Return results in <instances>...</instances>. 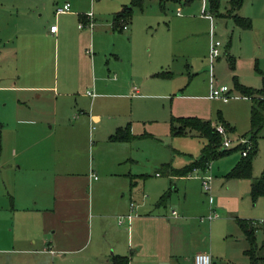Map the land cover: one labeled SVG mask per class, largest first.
<instances>
[{
  "label": "rangeland",
  "instance_id": "374dc122",
  "mask_svg": "<svg viewBox=\"0 0 264 264\" xmlns=\"http://www.w3.org/2000/svg\"><path fill=\"white\" fill-rule=\"evenodd\" d=\"M65 1L70 2L71 10L80 8L85 14L92 12L102 25L96 28V46L89 50L96 87L91 85L88 88L95 93V97L91 102L88 96L77 93L59 95L58 105L62 106L58 109H69L63 113V124L70 127L76 125L82 131L84 141H89V123L93 121L88 120L85 124L76 120L78 109L100 113L101 121L92 123L97 143L103 141L108 130L118 125H129L135 138L121 142V145L128 156L124 166L130 175H134L133 191H137L143 181L150 182L151 187L153 182L156 184V172L165 175L162 179L166 181L164 167L169 166L179 172L200 155L205 139L201 135L195 136L198 134L172 135V116H200L211 120L212 124L225 122L235 134L247 137L243 135L250 129L251 101L241 97L234 82L237 80L256 89L264 86V0L243 1L237 13L250 20L251 26L247 29L237 28L231 18L218 15H212L210 21L201 15L202 0L187 5L171 0H146L143 8H135L127 20L128 30L114 31L108 30L105 23H111L115 13L123 5H128L130 0H0L1 201H10L9 173L18 165L12 158L11 139L17 134L22 135L30 127L25 121L12 125L10 117L15 110L39 113L53 108L51 96L42 98L37 95L25 103L26 94L13 86L25 79L28 67L43 71L51 85L55 79H60L64 69L62 43L45 36L43 31L52 22L62 26L67 20V14H56V8ZM227 5V0H221L220 12H225ZM178 8L181 15L176 14ZM205 12L207 14L209 10L206 8ZM132 28L134 32L131 36ZM211 32L213 38L221 43L220 56L213 62V80L215 85H226L230 89L226 102L208 97ZM226 52H229L230 59H227ZM232 60L234 67H231ZM72 64L74 67L70 69L75 72L78 66L76 57ZM19 98L22 103L18 104ZM31 123L37 129L32 136L33 140H37V146L53 153L52 145L45 146L46 139L43 140L49 124ZM42 129L44 132L40 131ZM53 129L47 140H60L61 129L57 126ZM90 129L93 130L92 127ZM233 134L230 132L229 136L233 137ZM102 148L92 154L94 163L100 160ZM73 151L74 147L70 146L68 154H73ZM87 156L85 143L79 156L85 165ZM239 158L241 153L237 150L215 158L214 178L219 177L223 181L220 170L228 172ZM194 172H190L192 177H200ZM263 173L264 127L252 158V176L259 177ZM250 182V179H239L237 184L229 185V194L219 195L225 210L215 209L218 219L210 222L205 219L208 214H203L205 217L201 219L197 237L203 238L202 246H206V251L202 252L212 256L211 264H248V258L243 253L247 247L243 231L233 220L225 222L227 227L221 226L226 211L257 223V253L264 258V194L252 196ZM233 189L240 198H235ZM146 194L149 196L147 191ZM149 200H153L154 207L159 202L156 198Z\"/></svg>",
  "mask_w": 264,
  "mask_h": 264
},
{
  "label": "crops",
  "instance_id": "0c3cea01",
  "mask_svg": "<svg viewBox=\"0 0 264 264\" xmlns=\"http://www.w3.org/2000/svg\"><path fill=\"white\" fill-rule=\"evenodd\" d=\"M64 3L71 7L69 1ZM61 14H67L62 26L56 25L55 32L45 26L43 31L45 36L62 43L64 69L60 79H55L51 85L43 71L28 67L25 79L13 86L26 94L25 103L37 95L42 98L51 96L53 108L39 113L15 110L10 117L12 125L25 121L30 127L11 139L12 158L18 165L9 173L10 201L0 200V264H111L113 255L129 256V264H192L196 253L206 251V246H202L203 238L197 237L201 219L205 217L203 214L217 213L216 208L225 210L219 195L229 194L230 184L248 178L227 179L226 170H220L223 181L214 178V160H211L205 170L193 169L200 177H192L190 173L166 174L165 181L162 179L165 175L156 172V184L153 182L151 187L150 182L143 181L139 189L133 191L134 175H130L124 166L128 156L121 142L125 141L108 138L119 125L108 130L103 141L97 143L92 123L101 121L100 113L78 109L76 120L85 124L88 120L93 121L89 123V141H84L83 133L76 125L63 124V113L69 109H58L59 95L77 93L88 96L91 102L95 97V93L88 94L89 86L96 87L89 50L96 46V28L102 22L92 16L89 25L90 18L80 8ZM80 22L82 27H78ZM125 23L128 25L127 21ZM105 25L108 30H115L113 19ZM133 32L134 28L130 30L131 36ZM114 55L119 57L115 50ZM75 57L78 66L74 72L70 68L74 67L71 63ZM226 57L230 59L229 52ZM232 63L231 67H234L233 60ZM241 97L251 101L249 97ZM17 102L22 103V100L19 98ZM2 121L0 118V125H3ZM31 122L49 124L46 132L40 130L46 137L53 133L55 126L61 129L60 140L43 138L46 139L45 146L52 145L53 153L37 146V140L32 138L37 129ZM229 128L228 134L242 136L235 134L231 126ZM185 134L201 135L195 130H187ZM85 143L86 165L79 158ZM70 146L74 147L73 154H68ZM101 147L103 154L94 163L92 154ZM205 175L211 177L207 190L203 187ZM233 191L238 198L239 194L235 189ZM147 198H156L159 202L154 207L153 200L146 201ZM223 214L221 226L227 227L225 222L233 220L240 228L237 223L240 218L227 211ZM218 218L217 213L216 217L208 219L207 216L205 219L211 222Z\"/></svg>",
  "mask_w": 264,
  "mask_h": 264
},
{
  "label": "trees",
  "instance_id": "16d2710c",
  "mask_svg": "<svg viewBox=\"0 0 264 264\" xmlns=\"http://www.w3.org/2000/svg\"><path fill=\"white\" fill-rule=\"evenodd\" d=\"M146 0H130L128 5H123L121 9L113 16V27L122 30V24L125 23L132 15L135 8L142 9ZM174 3L187 5L195 0H171ZM206 8L209 14L218 15L221 17L231 18L234 24L240 28L247 29L250 25V20L237 14V11L242 6L244 0H227V7L225 12H220L221 0H205ZM233 63H231L232 66ZM236 90L243 96L251 99L250 109V129L243 136L249 137L252 147L249 152L242 156L238 162L225 174V178H248L250 179V188L252 196L264 194V173L259 177L252 176V158L257 151V139L260 136V131L264 127V86L260 89L248 87L240 84L237 80L234 82ZM222 122V121H221ZM226 130H230L229 126L222 122ZM187 130H195L200 133L205 139L206 143L203 145L198 158L193 160L183 170L176 171L169 166L164 167V174H187L194 168L205 170L211 160H214L219 155L229 154L232 151H241L244 149V144H239L232 149L221 150L222 136L218 134L214 125L210 120H203L196 116H172L170 119V133L185 134ZM135 137L131 134L129 125L124 127H117L115 131L109 136L112 141H130ZM163 166V165H162ZM169 168V169H168ZM160 173V172H159ZM161 174V173H160ZM237 223L242 229L247 247L243 253L248 258L249 264H264V258L257 253L256 244V230L257 223H252V220L237 219ZM111 264H129V256L127 255H113L111 257Z\"/></svg>",
  "mask_w": 264,
  "mask_h": 264
},
{
  "label": "built area",
  "instance_id": "2783aa9c",
  "mask_svg": "<svg viewBox=\"0 0 264 264\" xmlns=\"http://www.w3.org/2000/svg\"><path fill=\"white\" fill-rule=\"evenodd\" d=\"M202 9H201V14L206 16L207 18H209L210 20L212 19L211 15L209 13L206 14L205 9H206V4H205V0H202ZM70 9L69 3H64L62 6H59L56 8V14H61V13H66L68 12ZM177 14H180V8L177 9L176 11ZM85 16L90 18V23L89 25H91V19H92V12H87L85 14ZM82 23H78V27H82ZM56 24H52L49 27V31L50 32H55L56 31ZM127 28V24L123 23L122 25V29H126ZM220 41L217 39L213 38V33H210V41H209V47H208V58H209V62H210V78H209V93L208 96L210 98H220L223 101H227L228 99V95H229V88L226 85H215L214 84V80H213V62L215 59H217L220 56ZM89 95H93L91 92L88 91ZM215 131L220 134L222 136V141H221V146L220 149L221 150H227V149H232L234 146H237L239 144H244V149H242L240 151L242 156H245L249 150L252 147V143L249 139V137H230L226 127L223 124H217L214 127ZM196 170V168L194 169ZM193 170V171H194ZM92 176H94V178H96L95 175L92 174ZM211 177L209 175H205L203 176V187L205 190L209 189V182H210ZM131 205L133 206L134 203L131 202ZM175 213V212H173ZM217 213H211L208 215V219H211L213 217H216ZM252 223L254 224L255 222L252 221ZM192 264H211V256L209 253L207 252H198L194 255L193 257V263Z\"/></svg>",
  "mask_w": 264,
  "mask_h": 264
}]
</instances>
